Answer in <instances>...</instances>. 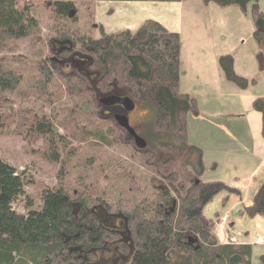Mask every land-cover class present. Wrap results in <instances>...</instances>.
Here are the masks:
<instances>
[{"label":"trees","instance_id":"trees-1","mask_svg":"<svg viewBox=\"0 0 264 264\" xmlns=\"http://www.w3.org/2000/svg\"><path fill=\"white\" fill-rule=\"evenodd\" d=\"M180 1L0 0L1 53L12 54L10 43L29 37L42 43L40 23L33 14L35 6L48 13L54 26L53 37L46 39L47 57L42 59L39 55L42 60L32 64L34 76L29 87L46 99L50 111L45 115L25 108L13 110L8 96L22 83L19 67L25 63L20 56L9 59L0 56V131L14 125V133L29 140L30 146L41 141L42 147L36 149L39 159L59 165L56 186H37L40 208L19 214L12 205L31 181L0 158V264H103V259L97 262L96 252L107 256L110 246L123 242L125 237L132 247L130 254L127 246L119 245V255L105 259V264H115L112 260L119 264H251L249 245L218 243L214 226L219 214L215 213L212 219L202 214L215 196L232 190L220 182L200 181L201 153L187 143L186 117L197 114V104L178 89L179 35L152 20L143 22L134 32L108 34L101 25L95 26L99 39L61 26L63 21L75 24V2L88 6L91 2ZM202 2L219 8L240 6L243 11L252 5L255 21L252 39L258 47L255 61L258 71H263L264 13L258 7V0ZM86 16L90 27L94 21L90 7ZM218 64L224 78L238 89L244 90L254 83L235 75L231 56L219 57ZM51 85L56 93L47 90ZM108 96L128 98L135 107L149 110L151 119L144 129L147 128L151 142L144 156L161 151L167 156L164 163L168 161L170 168L180 159L186 169L188 186L176 184L177 176L173 172L163 177L155 173L162 183L149 187L146 199L137 201L131 199L139 185L137 177L136 181H125V176L122 181H112L113 169L118 168L114 159L104 156L90 159L88 151L120 147L128 137L110 115L114 108L107 114V108L99 103ZM51 98L56 102L65 100L63 107V104L58 106V114L53 113ZM253 108L262 114L264 134V98L255 99ZM80 156L78 174L69 181L67 166ZM149 166L156 167L151 163ZM100 179H109L106 181L109 189L99 186ZM116 188L112 196L115 194L117 201L111 203L110 189ZM225 201L226 198L221 200V206ZM237 213L248 219L264 220V182L257 185L251 203ZM117 222L125 236L115 232ZM128 255L125 262L123 257ZM259 264H264V256L259 258Z\"/></svg>","mask_w":264,"mask_h":264},{"label":"rangeland","instance_id":"rangeland-1","mask_svg":"<svg viewBox=\"0 0 264 264\" xmlns=\"http://www.w3.org/2000/svg\"><path fill=\"white\" fill-rule=\"evenodd\" d=\"M113 3L115 2H91L88 6L93 12L94 21L89 27V18L86 16V9L89 7L85 4H82L81 2H75L74 5L77 10L75 24L63 21V25L61 26H63L65 29H70V31L75 30L82 33L87 32L86 34H89L94 39H99L100 37V33L95 26L101 25L104 31L107 33L117 32L123 28L118 24H120L125 18L127 20V16L130 17L131 15L128 13V8L118 6L121 5L119 3ZM157 5L159 8L155 9V11H152L153 6L149 7L148 13H144V11H142L140 16L141 22L144 21V18L147 16L149 17L150 13L154 14V16H157L160 20L166 19L172 22L173 25L168 26L181 32V35H178L182 45H187L188 39L190 37L196 40H206L208 38H213L212 36L215 34L214 25H240V28L241 26L243 28L251 27L252 30L254 29L255 25V21L251 14V4L247 5L244 11L240 6H233L235 7V10H230V7H232L230 6L226 7L227 9L223 8L224 10L222 12H219L221 10H219L220 8L216 5H205L202 0H182L177 3H159ZM35 7L36 9H34L33 14L40 23L39 39H41L42 43H39L30 37L13 41L10 43L13 49L12 54L0 52V56L6 59H9L11 56H20L22 62L25 63L24 65H20V67L16 65L19 67L20 72L23 75V81L18 87L17 91L8 96L13 110L25 108L46 115L47 112L50 111L47 103L45 102L46 99L42 96L36 95V92L34 90H30L29 87L32 81L31 78L34 76L32 64L41 58L44 59L47 57V52L45 51L46 39L53 37L52 35L54 26L48 19V13L40 6ZM258 7L260 11L264 13V0H262V3ZM216 36L218 37V35ZM39 55H41V58ZM242 65L243 64L241 61L237 62L236 68L242 69ZM254 87L253 93H260V90L261 92L264 90V84L261 81H259L257 86ZM50 89V92H55L52 85L51 87L49 86V88L47 87V90ZM51 100H53V113L58 114L60 110V107L58 106L63 104L61 106L63 107L65 100L63 99L62 102H56L52 98ZM109 110L110 109L107 108L105 111ZM132 111L131 113H126L125 116L128 118L130 125L141 131V134H143V129L145 127L144 124L150 122L151 119L150 112L146 108L138 107H135ZM186 119H191V117L187 115ZM14 128L15 126L12 125L9 129H2L0 131V158L3 162L16 169L18 172H22L23 176L30 179L31 181V184L25 188L23 195L12 205V208L15 212L19 214H25L29 211L37 210L41 206L40 201L38 200L39 189L37 186H45L46 188L56 186L55 178L58 173L59 165L56 166L43 161L41 158L39 159L36 155V149H40L42 147L41 141H37L35 144L30 146L29 140H24L23 136H18L14 133ZM146 129L147 128L144 129V134L142 135L143 137H141L146 141V148H148L150 147L149 143L151 141L148 139ZM123 140L125 144L121 145L120 147L106 150L107 152L91 150L88 151V154L90 155V159L92 157L101 159L103 156L109 160L114 159L118 165V168L113 169V176L110 178L112 181H122V179L124 180V176L125 181H128L129 179H135L136 181L137 178L139 179V185L135 187V193L132 195L131 199L141 202L144 201L146 199L145 196L148 188L162 183V180L159 178L158 174H160V176L162 175L163 177L164 175L173 172V174H176L177 176L176 184L183 185L184 187L188 186V178L185 177L186 169L180 159L179 162L170 168L168 161L164 163V161L167 160L165 159L167 156H164L161 151H158L159 154L153 151L152 156L147 157L136 153L137 151L133 150L134 146L132 144V140H130L128 137L124 138ZM94 152L96 153L95 155H93ZM80 158L81 156L78 157L77 161H72L68 164L69 166H67L68 179H70L69 181L75 178L78 174V169L80 168ZM149 163L155 165L156 167L149 166ZM205 164L209 166L206 161ZM155 173H158L157 176ZM216 174V172L211 171L209 167H207L202 181H212L214 180L213 178ZM100 180L102 182H100L99 186L109 189L106 184V181L109 179ZM128 186L129 184H127L126 187ZM113 191H117V188L110 189V197L112 198L111 203L117 201V196L115 194L112 196ZM225 197L227 199L225 205L221 206V200ZM239 200L240 199L238 196L223 192L218 196H215L214 199L203 208L202 214L205 218L212 219L215 213L220 214L223 209L230 210L229 208H231L235 203L239 202ZM232 212L233 213L230 216V220L234 221L232 224H234L233 228L235 236L239 234V237H237L238 241L251 247V264H259V258L264 256V220L261 217L248 219L246 217H240L237 215L236 211ZM115 226H117V229L121 231V225L119 222L116 223ZM214 234L216 235V233ZM256 238H261L263 243L256 244ZM218 243L221 244L219 240ZM119 245L130 247L128 238L125 237L121 243L116 242L112 244L110 246V252L107 256H105V254L96 252L98 259L97 262L103 259L101 263L105 264V259H115V247L118 248Z\"/></svg>","mask_w":264,"mask_h":264},{"label":"crops","instance_id":"crops-1","mask_svg":"<svg viewBox=\"0 0 264 264\" xmlns=\"http://www.w3.org/2000/svg\"><path fill=\"white\" fill-rule=\"evenodd\" d=\"M261 3L262 0H258V6ZM119 4L121 5H117L128 8L131 15L118 24L123 27L119 31L134 32L143 22L152 20L165 30L181 35V32L168 26L173 25L172 22L160 20L152 13L141 22L142 11L148 13L150 6L155 11L159 8V3ZM219 10L222 12L224 9ZM230 10H235V7H230ZM214 27L213 38L196 40L190 37L187 45L180 42L178 89L180 94L194 99L197 104V114L188 115L191 119H186V140L201 153L203 172L200 181L220 182L232 190L228 194L240 199L230 210L223 209L221 215L225 211L237 213L241 207L249 205L257 185L264 182L263 120L262 114L253 108L255 99L264 98V90L253 93L254 86L259 81L264 84V70L258 71L255 61L258 47L252 39L254 29L240 28V25ZM221 56H231L235 75L254 83L244 90L229 83L218 64ZM240 61L242 69H237L236 63ZM207 167L217 174L214 175V180L204 182L202 178ZM232 223L234 221H231L230 227L235 233Z\"/></svg>","mask_w":264,"mask_h":264},{"label":"water","instance_id":"water-1","mask_svg":"<svg viewBox=\"0 0 264 264\" xmlns=\"http://www.w3.org/2000/svg\"><path fill=\"white\" fill-rule=\"evenodd\" d=\"M100 105L109 108L113 106H121L125 112H131L135 105L128 98H118L116 96H108L99 100ZM114 121L118 127L124 129L133 140L134 146L137 150L142 151L146 148V142L139 137L135 131L129 126L128 119L124 115H114ZM192 243V241H190Z\"/></svg>","mask_w":264,"mask_h":264},{"label":"built area","instance_id":"built-area-1","mask_svg":"<svg viewBox=\"0 0 264 264\" xmlns=\"http://www.w3.org/2000/svg\"><path fill=\"white\" fill-rule=\"evenodd\" d=\"M230 219V214L226 212L221 218L218 224L216 225V234L219 239V242L222 244L236 245L237 240L234 235L229 233L227 229V224ZM257 244H262L263 240L261 238L256 239Z\"/></svg>","mask_w":264,"mask_h":264},{"label":"flooded vegetation","instance_id":"flooded-vegetation-1","mask_svg":"<svg viewBox=\"0 0 264 264\" xmlns=\"http://www.w3.org/2000/svg\"><path fill=\"white\" fill-rule=\"evenodd\" d=\"M113 108H114V111H111L112 112V114L110 113V115H112V116H114V115H124L125 116V114L126 113H128V112H125L124 110H123V108L121 107V106H113ZM110 109V108H109ZM109 112H110V110L109 111H105V113H107V114H109ZM133 112V111H132ZM129 113H131V112H129ZM128 119V118H127ZM128 124H129V126L130 127H132V125H130V123H129V120H128ZM133 129H134V127H132ZM129 137V136H128ZM132 144H133V142H132ZM140 152V151H139ZM141 153H142V155H144V150H142L141 151ZM118 223V222H117ZM121 225V224H120ZM122 226V225H121ZM115 229H117V226H116V228ZM119 236H125V234L123 233L124 231H119V230H116L115 231ZM130 248H132V247H128V248H126V250L128 251V254H130V251H131V249ZM115 253H116V255H119L118 253V249H117V247H115ZM123 260H125V262H127L128 260H129V255L128 256H125V257H123ZM113 261V263H115V264H119L120 262H118L117 260H112Z\"/></svg>","mask_w":264,"mask_h":264},{"label":"bare ground","instance_id":"bare-ground-1","mask_svg":"<svg viewBox=\"0 0 264 264\" xmlns=\"http://www.w3.org/2000/svg\"><path fill=\"white\" fill-rule=\"evenodd\" d=\"M216 237H217V236H216ZM217 240H219L218 237H217ZM221 244H222V243H221ZM239 244H240V243H237L236 245H239ZM223 245H228V244H223Z\"/></svg>","mask_w":264,"mask_h":264}]
</instances>
